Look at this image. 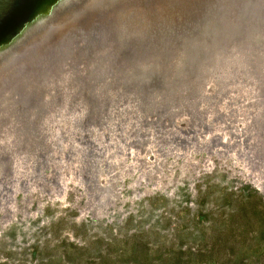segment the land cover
<instances>
[{
    "label": "rangeland",
    "instance_id": "rangeland-1",
    "mask_svg": "<svg viewBox=\"0 0 264 264\" xmlns=\"http://www.w3.org/2000/svg\"><path fill=\"white\" fill-rule=\"evenodd\" d=\"M218 68L152 99L55 96L31 130L4 119L0 264H264V92Z\"/></svg>",
    "mask_w": 264,
    "mask_h": 264
},
{
    "label": "water",
    "instance_id": "water-1",
    "mask_svg": "<svg viewBox=\"0 0 264 264\" xmlns=\"http://www.w3.org/2000/svg\"><path fill=\"white\" fill-rule=\"evenodd\" d=\"M257 3L264 5V0H0V126L6 124L3 120L9 115L4 114L5 107L12 101L15 89L29 82L36 85L42 75L34 73L49 68L67 44L79 49L99 44L115 62L122 56L127 61L122 69L130 68L131 73L134 69L147 70L145 63L149 60L144 65L136 63L135 55L152 46L160 55L149 62L153 63L151 72L147 70L152 79L145 83L146 87L135 86L130 80L121 83H130L149 99L205 83L215 74V68L198 65L202 48L207 49L202 43L211 46L219 32L220 17L224 21L225 15L234 13L245 14L235 20L240 29L233 30L234 40L245 37L242 20L255 22ZM222 50L226 52L228 48ZM252 57L255 72H262ZM241 62L240 58L239 63L232 64L238 67ZM80 63L83 69L94 67L89 61ZM102 79L97 85L92 81L74 92L96 95V90L106 89L108 82ZM33 115L19 117H23L25 130L28 123L24 118L28 120Z\"/></svg>",
    "mask_w": 264,
    "mask_h": 264
},
{
    "label": "bare ground",
    "instance_id": "bare-ground-1",
    "mask_svg": "<svg viewBox=\"0 0 264 264\" xmlns=\"http://www.w3.org/2000/svg\"><path fill=\"white\" fill-rule=\"evenodd\" d=\"M257 4L259 6H256L253 13L257 19L255 22H252L254 19L242 20L244 24L242 25L241 30L245 33V37L240 38L239 40H234L235 37L232 34H235L233 31L234 29H240L238 22L235 20L240 19L244 12L241 15L235 13L232 15H225L224 21H222L220 17V33L218 31L215 33L214 42L211 46L208 47L207 43H202L204 46L206 45L207 49L202 48L204 51L199 58L198 65L204 67V69L209 67L215 68L214 72H216L219 69L218 67L223 69L228 67V65H232V63H239L241 58L242 62L244 61V64L242 65L241 62L238 67H235L236 71H239L237 74L241 73L240 75L243 76V80L248 84H251V81H254V83L257 81V84L261 87H258L261 89L259 92L261 91L262 93L264 92V26H262V22L264 21V5L262 3ZM224 47L226 50L228 48V51L224 52L222 50ZM63 48L66 50L63 52L60 51L59 56L55 58V61L52 62L49 68L46 67L44 71L34 73L35 76L42 75L41 78L44 79L43 82L40 78L37 81L38 83L36 82V85H31L29 82L30 85L24 83L22 86H18L15 89L12 95V101H10L9 105H6L5 107L4 114L6 116H11V114H13V117L19 118L21 116L33 114L37 115L39 112L42 114L51 98L72 94L77 89H81L80 86L85 87L90 85L92 81L97 85L103 82L102 78H106L108 83L110 81L117 82L120 87L123 86L122 84L124 82L130 80V83H133V85L136 86L140 84L145 88L147 83L152 79H150V73L147 70L151 72L150 66L153 65V63L149 62L156 60L160 55V53H157L156 49L149 45L145 49H140L138 55H135L137 56L136 63H143L144 65V62L149 60L145 63L147 70L141 69V74L143 75H140L141 70L136 71L134 69V72L132 71L133 73H131L130 68L127 67L128 70L124 71L122 66H125L127 61H125L122 56H119L118 62H115L113 57L107 55V50H104L99 44L93 45L92 48L84 49H79L73 44H67L61 49ZM236 50L240 52L241 57H239V52H235ZM254 54H256V57ZM246 56H249L247 62L245 60ZM251 57L255 59L259 69H262V72H255L256 68L253 67ZM80 60L89 61V64L94 67L83 69ZM127 74L129 77L124 76ZM85 78H87V80L86 83L83 84L82 82ZM116 78L118 81H116ZM131 79H133V81ZM126 84V86L129 85L128 82ZM34 116L35 115L31 117ZM24 120H26V124L28 123V129H30V127L33 126V119L27 120L24 118ZM257 121L260 126L263 127L262 130H264V109L259 112ZM108 202L109 199L106 200V203Z\"/></svg>",
    "mask_w": 264,
    "mask_h": 264
}]
</instances>
